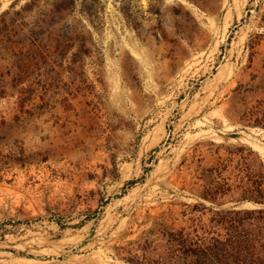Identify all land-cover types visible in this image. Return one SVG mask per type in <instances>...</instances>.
Instances as JSON below:
<instances>
[{"label": "rangeland", "instance_id": "obj_1", "mask_svg": "<svg viewBox=\"0 0 264 264\" xmlns=\"http://www.w3.org/2000/svg\"><path fill=\"white\" fill-rule=\"evenodd\" d=\"M263 124L264 0H0V264H182Z\"/></svg>", "mask_w": 264, "mask_h": 264}, {"label": "trees", "instance_id": "obj_2", "mask_svg": "<svg viewBox=\"0 0 264 264\" xmlns=\"http://www.w3.org/2000/svg\"><path fill=\"white\" fill-rule=\"evenodd\" d=\"M260 168L241 191L242 199L255 206L229 207V216L219 221L222 233L180 237L182 264H264V165Z\"/></svg>", "mask_w": 264, "mask_h": 264}]
</instances>
